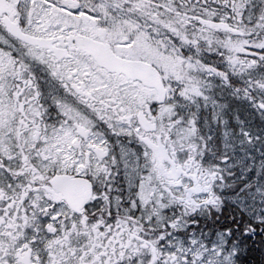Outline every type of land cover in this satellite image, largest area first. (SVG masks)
Masks as SVG:
<instances>
[{"label": "snow or ice", "instance_id": "1", "mask_svg": "<svg viewBox=\"0 0 264 264\" xmlns=\"http://www.w3.org/2000/svg\"><path fill=\"white\" fill-rule=\"evenodd\" d=\"M0 264H264V0H0Z\"/></svg>", "mask_w": 264, "mask_h": 264}]
</instances>
